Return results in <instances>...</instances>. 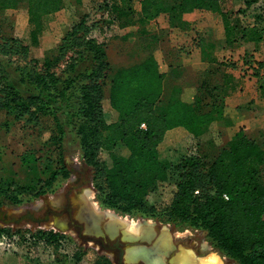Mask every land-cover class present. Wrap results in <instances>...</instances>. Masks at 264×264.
Listing matches in <instances>:
<instances>
[{"label":"trees","instance_id":"1","mask_svg":"<svg viewBox=\"0 0 264 264\" xmlns=\"http://www.w3.org/2000/svg\"><path fill=\"white\" fill-rule=\"evenodd\" d=\"M19 1L0 0V13L17 7ZM223 1L141 0L133 22H119L120 14L133 15L132 0H107V14L112 21L122 27L135 24L136 29L124 38H132L137 50V56L119 64L110 79L109 101L119 114L112 122L105 121L102 108L103 86L110 67L106 44L92 36L93 25L76 10L80 0L71 3L75 6L72 23L41 62L30 57L22 66L13 65L10 57L26 59L29 44L4 33L0 20V55L7 58H0V109L32 129H43L38 150L47 152L55 166L53 170L48 166L42 169L30 185L17 184L6 172L0 178V205L20 204L29 190L33 197L51 192L59 177L68 176L63 161L67 126L60 119L66 113L83 157L93 168L96 199L102 207L201 229L215 249L235 263L264 264V142L237 131L218 147L209 162L198 154H189L168 167L160 158L165 144L185 134L197 137L214 121L231 125L241 116L240 107L228 108L216 98L219 95L210 100L202 97L188 64V50L167 46L168 31L150 28L160 14L167 13L171 29L186 30L184 14L207 8L221 14L228 37L239 20L233 17L236 13L223 9ZM244 2L239 12L251 14L253 24L242 27L241 37L259 41L264 33V5L259 0ZM253 4L256 6L248 10ZM26 6L29 19L35 21L64 8L65 0H26ZM200 40L198 36V43ZM243 61L249 62L246 57ZM220 64L228 65L223 61ZM258 69L255 75H259ZM167 81L172 84L173 94L163 103ZM120 143L126 146L128 155L116 160L114 169L106 172L98 154ZM4 155L0 144V160ZM19 159L18 168H22L40 157L24 152ZM0 232L13 233L7 229ZM34 235L55 241V252L58 236L66 237L41 229ZM84 254L77 247L72 259L78 263ZM55 259L59 264L68 263L67 255ZM91 264L109 262L98 256Z\"/></svg>","mask_w":264,"mask_h":264},{"label":"rangeland","instance_id":"2","mask_svg":"<svg viewBox=\"0 0 264 264\" xmlns=\"http://www.w3.org/2000/svg\"><path fill=\"white\" fill-rule=\"evenodd\" d=\"M73 1L65 0L64 8L52 14L44 15L35 21L29 19L27 9L18 13L13 10H4L0 13L1 27L4 33L29 44L30 52L26 59L18 56L10 57L13 65L22 66L27 63L30 57H34L40 62L43 60L45 52L55 47L65 27L72 23L75 11L74 4L71 5ZM140 1L132 0L133 15L122 13L119 22L129 20L133 22L138 17ZM171 1L176 2L178 0ZM259 1L263 3V0ZM107 4V0H80L76 10L78 13L86 15L88 23L93 25L92 36L106 44L110 67L103 86L102 108L105 121L112 122L118 119L119 114L109 101L110 79L119 64L137 56L134 40L124 38L126 33L134 31L136 26L135 24H128V26L122 27L118 21H112L111 16L107 14ZM241 5H245L244 0H227L225 7L228 11L236 13L233 17L241 21L246 16L243 12H239L245 7L242 8ZM254 6L256 5H251L248 10L251 11ZM21 13H24V17L21 16ZM239 13L241 15H238ZM247 15L252 18L251 14L248 13ZM13 17H17L15 25L10 20ZM205 18L204 15L192 16L189 18L191 27L186 30L171 29L168 15L164 13V16L157 17L150 24V28L168 31L165 38L167 46H182L186 51L198 39V28ZM0 58L7 59L1 55ZM15 78L16 75L13 74L12 79ZM172 94V84L167 81L162 102H167ZM64 114L66 113L60 115V119L67 126L63 139V161L68 170V176L66 178L59 177L55 189L51 192L33 197L29 190L23 195V200L18 205L7 202L1 204L0 229L20 232L35 231L40 228L50 230L53 229V227H49L51 220H59V218L66 220L67 229L63 232L68 237L66 238V252L70 253L71 249L77 247H81L85 252L80 262L75 263L74 260L68 258L67 264H91L98 256L108 260L109 264H118L120 250L123 251L122 264H177V262L186 260H188V264H196L198 261L200 262L201 258L211 253L218 254L223 259V264H236L228 257L221 255L201 229L185 224L176 225L154 217L124 215L102 207L96 199L93 168L85 161L76 131L72 125L67 123L68 120L65 119ZM47 123L48 121L45 122V124ZM41 131H43L42 128L32 129L30 125H24L19 120H14L12 115H8L0 109V137L8 136V133L12 132L9 137L11 141L9 146L0 140L5 151L3 159L0 160V178L8 172L14 176L17 184L30 185L33 181L31 179H35V176L46 166L51 170L55 168L50 163L47 152L38 150L42 147L40 135L45 133ZM212 132L211 136L207 138H197L185 134L181 138L165 144L160 151L161 160L168 167L189 154H198L207 162L211 161L221 141H225L223 140L225 135L221 137L216 131ZM18 135L20 136L18 137ZM17 139L22 140L23 143L19 145L20 141L16 142ZM24 152L39 155L40 159L18 168L19 157ZM127 155L128 149L120 143L111 150L101 151L97 159L106 172H111L114 169V162L125 158ZM29 187H33V185ZM28 212L33 213L36 219L40 221L25 218L18 223H9L12 218H20ZM132 223L138 224L139 232L127 229V226ZM149 232H151L150 235ZM36 250V252L48 254L47 249L43 251L41 248H36ZM31 253L33 256L36 254L31 249L29 251L24 249L22 251L19 249L8 251L0 248V254H13L30 259L37 264H59L52 257L41 254L32 257Z\"/></svg>","mask_w":264,"mask_h":264},{"label":"crops","instance_id":"3","mask_svg":"<svg viewBox=\"0 0 264 264\" xmlns=\"http://www.w3.org/2000/svg\"><path fill=\"white\" fill-rule=\"evenodd\" d=\"M226 2L227 0H224L222 3L224 10H227ZM244 6L241 5L242 8ZM24 9L25 11L27 9L26 0H20L17 7L6 10L18 13ZM243 14L246 15L245 18L242 17L244 20L237 21V27L228 37L220 13L203 8L184 14V18L188 20V27L192 26L189 22L192 16H206L198 28L197 36L201 39L200 42L197 40L194 44L189 42L192 46L188 49V64L195 73L200 95L209 97V100L213 95H219L216 98L222 100L228 108H241V116L234 118L231 125L214 121L206 132L197 138H207L211 136L212 131H216L221 137L225 135L223 140L227 141L237 131H243L247 136L264 142V33L259 41L242 38V27H250L253 24V19L249 18L248 13ZM21 16L24 17V13H21ZM160 16H164V13L158 17ZM16 18L10 19L14 25ZM262 24L264 25V21ZM245 57L249 61L246 64L243 61ZM222 61L228 65L222 66L220 64ZM257 67L260 69L259 75L254 74ZM11 135L12 132L8 133V136H1V142L9 146ZM17 141H20L19 145L23 143L22 140ZM224 142L221 141L219 147ZM29 261L30 259L13 254H0V264H37ZM187 262L188 260L177 264H188Z\"/></svg>","mask_w":264,"mask_h":264},{"label":"built area","instance_id":"4","mask_svg":"<svg viewBox=\"0 0 264 264\" xmlns=\"http://www.w3.org/2000/svg\"><path fill=\"white\" fill-rule=\"evenodd\" d=\"M262 2L264 4V0ZM38 230L39 229L35 231L28 230L23 233H18L17 231H13V233L11 234L6 233V232H0V248H2L3 250H8V251L18 250V249L21 251L22 249L29 251L31 249L33 253H36L34 256L41 254V255H46L47 257H52L53 259H55L57 255L62 256L64 254V255H67L70 260H73L72 254L75 249H71L72 251L70 253L66 252V248H67L66 238L68 237L58 236V249L55 252L54 250L55 241L48 242L44 237H39V236L34 235V233L37 232ZM41 230H45V229H41ZM50 230H52L53 233L63 234V232H60L54 228ZM50 230H45V231H50ZM36 248H41L43 249V251L44 249H47L49 255L45 254L46 252L45 253L36 252L38 251L36 250ZM34 256L32 254V257Z\"/></svg>","mask_w":264,"mask_h":264},{"label":"bare ground","instance_id":"5","mask_svg":"<svg viewBox=\"0 0 264 264\" xmlns=\"http://www.w3.org/2000/svg\"><path fill=\"white\" fill-rule=\"evenodd\" d=\"M66 220H60V218H59V220H51L50 222H49V226L51 227H54L55 229H60V230H65V229H67V225H66V222H65ZM127 229L128 230H131V231H136V232H139V228H138V224H135V223H132V224H130L129 226H127ZM130 231V232H131ZM129 232V233H130ZM152 232V231H151ZM151 232H149L148 234L150 235L151 234ZM132 233V232H131ZM137 234V233H136ZM140 235V234H139ZM143 251V250H142ZM141 251V252H142ZM140 252V253H141ZM143 253V252H142ZM201 260H203V261H201ZM201 260H200V262L198 261L196 264H201L202 262V264H223V259H221L220 258V256L218 255V254H216V253H211V254H209L208 256H205V257H203V258H201ZM163 262V261H162ZM164 263V262H163Z\"/></svg>","mask_w":264,"mask_h":264},{"label":"water","instance_id":"6","mask_svg":"<svg viewBox=\"0 0 264 264\" xmlns=\"http://www.w3.org/2000/svg\"><path fill=\"white\" fill-rule=\"evenodd\" d=\"M25 218H30V219H32V220H34V221H40L39 219H36V217L34 216V214L33 213H31V212H28V213H26L25 215H22L20 218H12L11 220H9V223H18V222H20L22 219H25ZM56 230H58V231H60V232H64L65 230H60V229H56ZM122 260H123V251L122 250H120V255H119V262H118V264H122Z\"/></svg>","mask_w":264,"mask_h":264},{"label":"flooded vegetation","instance_id":"7","mask_svg":"<svg viewBox=\"0 0 264 264\" xmlns=\"http://www.w3.org/2000/svg\"><path fill=\"white\" fill-rule=\"evenodd\" d=\"M50 227V226H49ZM50 228H52V226L50 227ZM54 228V227H53Z\"/></svg>","mask_w":264,"mask_h":264}]
</instances>
